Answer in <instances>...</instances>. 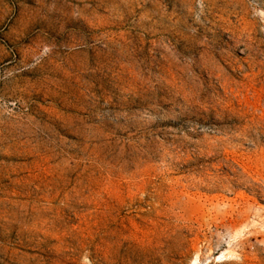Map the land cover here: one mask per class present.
<instances>
[{
	"label": "rangeland",
	"instance_id": "374dc122",
	"mask_svg": "<svg viewBox=\"0 0 264 264\" xmlns=\"http://www.w3.org/2000/svg\"><path fill=\"white\" fill-rule=\"evenodd\" d=\"M0 264H264V0H0Z\"/></svg>",
	"mask_w": 264,
	"mask_h": 264
}]
</instances>
